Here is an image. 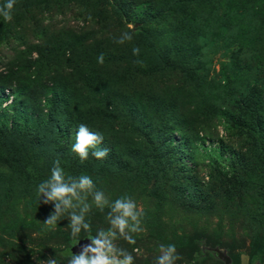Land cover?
<instances>
[{
  "label": "trees",
  "instance_id": "trees-1",
  "mask_svg": "<svg viewBox=\"0 0 264 264\" xmlns=\"http://www.w3.org/2000/svg\"><path fill=\"white\" fill-rule=\"evenodd\" d=\"M141 5H148L149 11L136 33L132 32L133 41L114 43L112 37L130 30L131 15ZM67 15L81 26L74 29L65 21L57 24L51 20ZM251 15L258 26L255 35H260L254 47H261L264 0H17L12 21L0 18V48L10 46L16 52V48L24 47L18 63H2L0 69V176L24 174L21 181L36 189L43 181L40 168L45 163L41 156L36 158L40 168L36 164L31 167L22 162V154L49 152L48 138H75L78 125L83 123L101 132L105 146L110 148L107 158L84 162L92 175L102 168L121 167L128 173L142 169L160 178L167 177L173 167L177 192L193 209L208 206L216 198H237L238 202L259 198L258 202L264 204V87L259 84V78L264 77V62L245 64L244 42L228 43L229 60L221 65L219 78L214 79L217 92L227 97H221L216 107L211 103L206 114L200 111L189 115L196 107L208 106L209 96L220 98L213 96L216 90L209 83L210 75H202L211 65L204 51L218 42L215 38L207 40L209 34L203 26L212 20L237 24L246 18L249 23ZM44 18L50 21L44 23ZM134 45L141 49L144 66L134 63ZM101 53L105 57L103 65L97 63ZM152 75L155 77L149 84ZM241 75L247 83L240 82ZM150 86L163 95L155 98V110H161L157 121L150 118L148 103L143 101ZM8 100L10 104L2 108ZM36 109L41 111L39 116L34 114ZM9 117L21 127L4 126ZM216 122L226 136L238 140V135H243L245 151L228 146L225 138L217 139L213 148L203 146L205 154L213 158L206 164L207 179L196 178L176 152L166 153V148L173 146L168 136L178 132L181 145L196 144L197 139L204 142L218 136ZM118 137L126 145L140 141L149 147V156L143 158L135 149L132 154L130 148L118 153ZM66 146L67 142L60 147L66 160V165H61L64 169L79 160ZM225 153L228 155L224 158ZM187 190H191L189 194ZM249 215V264H254L264 256V205H257ZM229 257L231 264H240L239 256Z\"/></svg>",
  "mask_w": 264,
  "mask_h": 264
},
{
  "label": "rangeland",
  "instance_id": "rangeland-1",
  "mask_svg": "<svg viewBox=\"0 0 264 264\" xmlns=\"http://www.w3.org/2000/svg\"><path fill=\"white\" fill-rule=\"evenodd\" d=\"M148 11V5H141L134 9L128 25L133 33H136L137 28L140 27L141 20L145 21L143 18ZM251 19L252 22L249 23H246V18L240 19L237 24H232L229 20H212L206 26H203L204 31L209 34L207 40L210 41L215 38V41H218L212 48L208 47L204 51V55L210 57L211 65L209 67L210 71L208 73L205 71L202 75H210L209 83H213V89L216 90L213 96H220L214 79L219 78L221 65L229 60L228 43L233 44V41L244 42L242 44H245L243 53L245 64L250 63L252 60L254 62H264V45L261 47L256 45L257 49L254 47L260 35H255L256 27H258L254 21L255 17L251 15ZM51 20L57 24H62L65 21L67 25L73 26L74 29L81 26L80 22L68 15L65 19L54 16ZM43 21L47 23L50 19L44 18ZM257 21L261 22L260 17ZM250 25L251 27L254 25V27L249 28ZM28 40L33 42L30 37H28ZM13 47L16 46L13 45ZM23 48V46L16 48L17 51L13 52L12 47L2 46L0 48V69H2V63H6L5 66H13L18 63V57L21 56L20 53H22ZM35 55L33 53V56ZM262 69V73H264V67ZM154 77L155 75L150 76V81L147 83L151 84L150 82ZM240 79L241 83H247L243 75ZM259 84L264 87L263 76L259 78ZM4 94L7 95L8 93L5 92ZM146 95L143 101L148 103L149 116L150 118L153 116V121H157V112L161 110H155V103L157 102L155 98L163 95L154 92L152 87L150 93L149 88L146 89ZM221 97L226 98L227 94L224 97L220 96V98L214 99L209 96L207 98L208 106L196 107L189 112V115H194V113L200 111L206 114V108L211 103L216 107V103L219 104L222 101ZM8 104H10V100L2 104L1 107L4 108ZM34 112L36 116L41 114L39 109ZM209 120H211L210 117ZM3 125H8L9 128L11 126L21 127L20 122L14 123L10 117L4 120ZM213 125L214 123L211 124V126ZM215 125L218 131L217 137L212 135L204 142L197 139L196 144H189V146L179 144L178 132H172L168 137L171 138L173 146L166 148V153L168 152L169 155L176 152L177 156L182 158L181 162L192 169L190 172L192 175L194 174L196 178L202 177L206 180V164L213 157L212 154H205L203 146L206 149L213 148L216 146L215 141L217 139L225 138L228 146L236 147L242 152L245 151L243 135H238V140H236L232 135L226 136L217 122ZM21 133L24 135V131H21ZM141 140L144 141V139ZM47 141L50 143L49 152L45 151L38 155L34 153L35 156H32V152L26 151L21 158L24 164H30L31 167L36 164L40 168L41 162L38 163L36 158L42 156V162L45 163V166L40 168L44 171L43 180L50 175L55 160L59 159L61 165H66L60 147L61 144L67 142L66 147L71 148L75 138L70 140H66V138H48ZM116 142L117 148H119L118 153L130 148L132 154H135V149L143 158L148 157L150 154L149 147H144L140 141H133L126 145L118 137ZM227 155L225 153L223 157L225 158ZM93 158L89 157L88 164L91 163ZM78 162L67 165L64 169L66 174H89L96 181L97 187L102 189L110 200H115L122 194L128 193L144 209L143 226L146 231L136 235L134 245L124 240L118 241L121 247L132 252L135 257V264H154L155 257L159 254L158 246L170 243L176 245L177 251L182 257L181 260L177 261V264H194V262L195 264H224L215 251L224 253L228 257L230 254L237 255L240 264H249V214L257 205H264L262 201L258 202L259 198H245L240 202L237 198L231 200L216 198L208 206L200 207L198 205L196 209H193L183 203L177 192L179 184L174 180L173 167H170L167 177L160 176V178H157L158 175H150L148 174L149 171L142 169H139L136 173L134 171L128 173L121 167H114L113 170L102 168L94 172L95 175H92L89 172L90 168L84 162L79 164ZM221 163L225 164L226 160L221 161ZM71 168H74V170L79 169V171L70 172L68 169ZM137 173L141 175L139 176ZM23 179H25V175L21 173H9L8 176H0V264H38L39 260H47L49 256H56L58 264H67L68 257L66 253L69 248L75 247L70 229L67 228L68 218L59 221L54 231H47L43 221L53 211V207L50 204L40 203L36 196V189L27 187V183L21 181ZM187 191L186 194H189L191 190ZM105 216L106 212L101 213L93 208L89 217L93 233L98 228L108 226ZM64 234L68 237L65 238ZM82 240H87L86 233H81ZM136 248L140 250L139 253L133 251ZM262 259L259 264H264V256Z\"/></svg>",
  "mask_w": 264,
  "mask_h": 264
},
{
  "label": "clouds",
  "instance_id": "clouds-1",
  "mask_svg": "<svg viewBox=\"0 0 264 264\" xmlns=\"http://www.w3.org/2000/svg\"><path fill=\"white\" fill-rule=\"evenodd\" d=\"M16 4L17 0H4L0 3V18L4 22L12 21ZM112 39L114 43L124 45L131 43L134 36L132 31L128 30ZM132 53L137 57L134 63L144 66V61L140 58L141 49L134 45ZM104 62L105 57L101 53L97 57V63L103 65ZM71 152L83 163L90 156L97 160L107 158L110 148L105 146V137L101 132L93 131L81 123L75 132ZM36 196L40 203L53 207V211L43 221L47 231H54L62 219L69 220L67 228L70 229L72 242L75 246H80L75 253L72 248L68 249L67 264H135L132 252L118 243L124 240L134 245L136 235L146 231L143 226L144 209L130 194L124 193L115 200H110L105 192L97 187L92 176L86 173L66 174L57 159L53 162L50 175L37 185ZM93 208L101 213L106 212L105 219L108 224L94 233L89 218ZM82 232L87 234L88 243L80 244ZM133 251L139 253L140 250L136 248ZM158 252L154 264H177V261L182 259L175 244H160ZM38 264H58V261L56 256H49L47 260H39Z\"/></svg>",
  "mask_w": 264,
  "mask_h": 264
},
{
  "label": "water",
  "instance_id": "water-1",
  "mask_svg": "<svg viewBox=\"0 0 264 264\" xmlns=\"http://www.w3.org/2000/svg\"><path fill=\"white\" fill-rule=\"evenodd\" d=\"M89 241L88 240H82L80 241V244H84V243H88ZM79 246L80 245H76L74 248H72V251L75 253L79 250ZM217 253V255L219 256V258H221L224 262V264H231V260L230 258L225 255L224 253H221L219 251H215Z\"/></svg>",
  "mask_w": 264,
  "mask_h": 264
}]
</instances>
